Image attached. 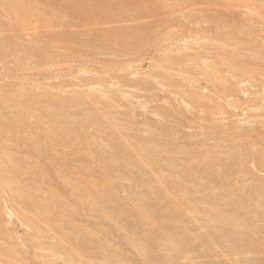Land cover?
I'll list each match as a JSON object with an SVG mask.
<instances>
[{"label": "rangeland", "instance_id": "374dc122", "mask_svg": "<svg viewBox=\"0 0 264 264\" xmlns=\"http://www.w3.org/2000/svg\"><path fill=\"white\" fill-rule=\"evenodd\" d=\"M2 1L0 264H264V0Z\"/></svg>", "mask_w": 264, "mask_h": 264}, {"label": "bare ground", "instance_id": "6f19581e", "mask_svg": "<svg viewBox=\"0 0 264 264\" xmlns=\"http://www.w3.org/2000/svg\"><path fill=\"white\" fill-rule=\"evenodd\" d=\"M1 1H2V0H1ZM4 1H5V0H4ZM7 1H9V0H7ZM10 1H11V0H10ZM13 1H14V4L17 3L16 5H18L19 1H17V0H13ZM31 1H32V0H31ZM44 1H45V0H44ZM2 2H3V1H2ZM5 2H6V1H5ZM11 2H12V1H11ZM21 2H23V0H22ZM69 2H70V1H69ZM35 3H36V2H35ZM44 3H45V2H44ZM4 4H5V3H4ZM12 4H13V3H10V7H9L10 9H9V10H11V12H13V15H14V12H15V8H14V7L17 8L18 6H15V5L12 6ZM31 4H32V3H31ZM45 4H46V3H45ZM51 4H52V3H51ZM22 5H23V4H22ZM36 5H37V4H36ZM4 6H5V5H4ZM8 6H9V4H8ZM20 6H21V5H20ZM47 6H49V5H47ZM53 6H54V7L56 6V2H55V3L53 2ZM57 6H58V5H57ZM75 6H76V4H75ZM78 6H80V4H79ZM27 7H28V6H27ZM35 7H36V6H35ZM38 7H39V6H38ZM42 7H43V6H42ZM54 7H53V8H54ZM47 8H48V7H47ZM50 8H52V7H50ZM55 8H56V7H55ZM1 9H3V8H1ZM34 9H35V8H34ZM59 9H61V8H59ZM77 9H78V7H77ZM19 10H20V9H19ZM19 10H18V11H19ZM31 10H32V9H31ZM57 10H58V7H57ZM61 10H63V9H61ZM16 11H17V9H16ZM22 11H23V10H22ZM24 11H27V9H24ZM54 11H55V10H54ZM2 12H3V11H2ZM4 12H6V11H4ZM9 12H10V11H9ZM28 12H29V10H28ZM35 12H36V11H35ZM38 12H39V11H38ZM67 12H68V11H67ZM23 13H24V12H23ZM25 13H26V12H25ZM29 13H33V11H32V12H29ZM5 14L7 15V13H5ZM11 14H12V13H11ZM18 14H19V13H18ZM41 14H42V13H41ZM24 15H25V14H23V16H24ZM26 15H27V14H26ZM26 15H25V16H26ZM33 15H34V14H33ZM44 15H45V14H44ZM44 15H42V16L45 17ZM61 15H64V16L66 17L65 14H61ZM8 16H9V15H8ZM18 16H20V15H18ZM21 16H22V15H21ZM55 16H56V14H55ZM68 16H69V15H68ZM14 17H16V16H14ZM28 17H30V16H28ZM49 18H50V17H49ZM60 18H64V17L62 16V17H60ZM14 19H15V18H14ZM51 19H53V17H52ZM20 20H21V19H20ZM20 20H19V21H20ZM42 20H43V23L46 24V23H45L46 20H44L43 18H41V21H42ZM61 21H62V19H61ZM51 24H52V22H51ZM56 24H57V23H56ZM131 35H132V34H131ZM19 95H20V94H19ZM18 98H19V97H18ZM25 98H26V97H25ZM35 98H37V97H35ZM15 99H16V98H15ZM28 99H29V98H28ZM22 101H23V100H22ZM92 104L94 105V103H92ZM29 106H30V105H29ZM47 108H48V107H47ZM50 108H52V107H50ZM51 113H52V112H51ZM51 113H50V114H51ZM88 119H89V118H88ZM0 122H1V121H0ZM79 122H80V121H79ZM84 122H85V121H84ZM1 123H2V122H1ZM5 123H6V122H5ZM54 124H55V123H54ZM57 124H58V123H57ZM7 125H8V124H7ZM2 126H3V125H2ZM81 126H82V125H81ZM6 128H7V127H6ZM11 128H12V127H11ZM2 129H3V127H1V130H2ZM4 129H5V128H4ZM1 130H0V131H1ZM5 130H6V129H5ZM7 130H8V129H7ZM7 130H6V132H7ZM9 130H10V129H9ZM2 131H3V130H2ZM3 133H4V132H3ZM7 133H9V132H7ZM10 134H11V133H10ZM115 137H117V136H115ZM119 137H120V136H119ZM8 138H9V137H8ZM8 138H6L5 141H7ZM0 139H1L2 143L5 142L3 138H0ZM9 140H10V138H9ZM122 140H123V139H122ZM3 141H4V142H3ZM152 141H153V140H152ZM153 142H154V141H153ZM155 144H156V142H155ZM158 144H159V143H158ZM7 145H8V144H7ZM153 145H154V144H153ZM124 146H125V145H124ZM157 146H158V145H157ZM120 147H121V146H120ZM152 147H153V146H152ZM152 147H150V148H152ZM155 147H156V146H155ZM35 148H36V147H35ZM148 148H149V147H148ZM148 148H147V149H148ZM153 148H154V147H153ZM2 149H3V148H2ZM0 150H1V149H0ZM32 150L34 151V149H32ZM4 151L6 152V150H4ZM145 151H146V150H145ZM34 152H35V151H34ZM149 154H150V153H149ZM149 154H148V155H149ZM151 154H152V153H151ZM151 154H150V155H151ZM145 155H146V154H145ZM6 156H7V155H6ZM138 158H140V157L138 156ZM79 161H80V160H79ZM84 162H85V161H84ZM32 163L34 164V162H32ZM32 163H31V164H32ZM82 163H83V162H82ZM16 164H17V163H16ZM43 164H44V163H43ZM43 164H42V165H43ZM78 164H79V163H78ZM84 164H86V163H84ZM0 165H1V164H0ZM4 165H5V164H4ZM4 165H2L1 167H3ZM11 165H12V164H11ZM29 165H30V164H29ZM39 165H40V164H39ZM45 165H46V164H45ZM157 165H158V164H157ZM15 166H16V165H15ZM21 166H23V165H21ZM31 166H32V165H31ZM83 166H84V165H83ZM86 166H87V165H86ZM202 166H204V165H202ZM23 167H25V165H24ZM23 167H22V169H23ZM80 167H82V166H80ZM157 167H158V166H157ZM189 167H190V166H189ZM193 167H195V168L197 169L198 166H197V167H196V166H193ZM9 168H10V170H8V171L11 172V173H9V172H8V173H9L10 175H11L12 173L14 174L13 170L11 171V168H13V167H9ZM19 168H20V167H19ZM37 168H38V167H37ZM52 168H53V167H52ZM84 168H85V166H84ZM87 168H88V167H87ZM159 168H160V166H159ZM201 168H202V167H201ZM207 168H208V166H207ZM207 168H206V167H204V169L202 168L203 173H204V170H208V169H210V168H208V169H207ZM212 168H213V167H212ZM224 168H225V167H223V169H224ZM0 169H1V168H0ZM20 169H21V168H20ZM30 169H31V168H30ZM161 169H162V168H161ZM14 170H15V169H14ZM18 170H19V169H18ZM24 170H25V169H24ZM26 170H27V169H26ZM26 170H25V171H26ZM38 170H39V168H38ZM40 170H42V169H40ZM85 170H86V169H85ZM202 170H201V171H202ZM213 170H214V169H212V172H213ZM0 171H1V170H0ZM19 171H20V170H19ZM27 171H29V168H28ZM44 171H46V170H44ZM44 171H43V172H44ZM47 171H48V170H47ZM191 171H192V170H191ZM194 171H195V170H194ZM194 171H193V173H194ZM196 171H197V170H196ZM2 172L4 173L5 170L3 171V169H2ZM20 172H21V171H20ZM171 172H172V171H170V173H171ZM173 172H175V171H173ZM16 173H17V172H16ZM157 173H158V171H157ZM175 173H176V172H175ZM4 174H7V173H4ZM21 174H22V172H21ZM39 174H42V173H39ZM15 175H16V174H15ZM17 175H18V173H17ZM161 175H162V174H161ZM170 175H171V174H170ZM220 175L222 176V174H220ZM12 176H14V175H11V178H12ZM41 176H42V175H41ZM174 176H175V175H174ZM203 176H204V175H203ZM215 176H219V175H216V174H215ZM14 177H15V176H14ZM23 177H24V176H23ZM9 178H10V176H9ZM11 178L9 179L10 181H11ZM16 178H17V177H16ZM25 178H27V177H25ZM28 178H29V177H28ZM31 178H32V177H31ZM33 178H35V177H33ZM36 178H37V177H36ZM53 178H54V177H53ZM154 178H155V177H154ZM157 178H158V177H157ZM163 178H164V177H163ZM171 178H172V177H171ZM204 178H205V177H204ZM207 178H209V177H207ZM213 178H214V177H213ZM3 179H4V178H3ZM14 179H15V178H14ZM5 180H6V182H7V179H5ZM205 180H206V179H205ZM3 181H4V180H3ZM22 181H23V180H22ZM39 181H40V180H39ZM48 181H50V180H48ZM159 181H160V180H159ZM163 181H164V180H163ZM165 181H166V180H165ZM167 181H169V180H167ZM4 182H5V181H4ZM13 182H14V181H13ZM13 182H12V183H13ZM28 182H30V181L28 180ZM114 182H115V181H114ZM195 182H196V181H195ZM9 183H10V182H9ZM12 183H11V184H12ZM16 183H17V182H16ZM18 183H19V182H18ZM20 183H21V182H20ZM31 183H32V182H31ZM166 183H167V182H166ZM166 183H165V184H166ZM192 183H193V182H192ZM196 183H197V182H196ZM5 184H6V186H7V183H5ZM32 184H33V183H32ZM34 184H35V183H34ZM159 184H160V183H159ZM30 185H31V184H30ZM162 185H163V184H162ZM162 185H161V186H162ZM200 185H201V184H200ZM10 186H11V185H9V187H10ZM13 186H14V185H13ZM21 186H23V184H21ZM32 186H33V185H32ZM159 186H160V185H159ZM159 186H158V187H159ZM14 187H15V186H14ZM18 187H19V186H18ZM28 187H29V186H28ZM28 187H27V188H28ZM36 187H37V186H36ZM113 187H114V186H113ZM198 187H200V186H198ZM10 188H13V187H10ZM27 188H26V189H27ZM111 188H112V186H111ZM114 188H115V187H114ZM13 189H16L14 195H15V194L17 195V188H13ZM13 189H12V190H13ZM24 189H25V188H24ZM148 189H149V188H148ZM162 189H163V186H162ZM30 190H31V189H29L28 191H30ZM46 190L48 191V189H46ZM252 190H253V188H252ZM18 191H19V193H22V191L24 192L25 190H23V189L21 190V188L19 187ZM34 191H36V190H34ZM43 191H44V190H43ZM148 191H149V190H148ZM165 191H166V190H165ZM37 192H38V190H37ZM41 192H42V191H41ZM44 192H45V191H44ZM19 193H18V194H19ZM31 193H32V192H31ZM35 193H36V192H35ZM54 193H55V192H54ZM59 193H60V192H59ZM146 193H147V192H146ZM263 193H264V192H263ZM41 194L45 195L44 193H41ZM21 195H22V194H20V196H21ZM29 195H30V194H29ZM29 195L27 194L26 197H28ZM33 195H34V194H33ZM59 195H60V194H59ZM20 196H19V197H20ZM31 196H32V194H31ZM45 196H46V195H45ZM60 196H61V195H60ZM252 196H253V195H252ZM17 197H18V195H17ZM17 197H16V198H17ZM53 197H54V196H53ZM58 197H59V196H58ZM147 197H148V196H147ZM29 198H30L31 200H34V198H36V197L33 198V197H30V196H29ZM41 198H42V197H41ZM41 198H40V196H39L38 199L40 200ZM51 198H52V197H51ZM78 198H79V197H78ZM155 198H156V197H155ZM17 199H18V198H17ZM59 199H60V198H59ZM148 199H149V198H148ZM159 199H160V198H159ZM250 199H252V198H250ZM144 200H146V199H144ZM255 200H256V199H255ZM255 200H254V201H255ZM48 201H49V200H48ZM48 201H47V202H48ZM55 201H57V200H55ZM99 201H100V200H99ZM101 201H102V200H101ZM151 201H152V200H151ZM156 201H157V200H156ZM32 202H33V201H32ZM260 202H262V200H261V201L259 200V203H260ZM30 203H31V202H30ZM48 203H49V202H48ZM52 203H54V202H52ZM52 203H51V204H52ZM79 203H80V202H79ZM102 203H103V202H102ZM145 203H146V202H145ZM177 203H178V202H177ZM27 204H28V203H27ZM42 204H43V203H42ZM99 204H100V203H99ZM152 204H153V203H152ZM39 205H40V204H39ZM48 205H49V204H48ZM55 205H56V204H54V206H55ZM80 205H81V204H80ZM82 205H83V204H82ZM82 205H81V207H82ZM97 205H98V203H97ZM135 205H137V203H136ZM145 205H146V204H145ZM174 205L177 206V204H174ZM180 205H181V203H180ZM54 206H52V207H54ZM137 206L139 207L140 205H137ZM181 206H182V205H181ZM29 207H31V206H29ZM34 207H35V206H34ZM42 207H44V208H43L44 210L47 209V208L45 207V205H42ZM47 207H48V206H47ZM152 207H153V206H152ZM172 207H174V206L172 205ZM178 207H179V205H178ZM38 208H39V207H38ZM55 208H57V207H55ZM149 208H150V207H149ZM169 208H171V207H169ZM73 209H74V208H73ZM81 209H82V208H81ZM81 209H80V210H81ZM97 209H98V208H97ZM104 209H105V208H104ZM151 209H152V208H151ZM171 209H172V208H171ZM173 209H174V208H173ZM40 210L42 211V209H40ZM74 210H75V209H74ZM100 210L104 212V214H103V216H104V215H105V211H104L103 209H100ZM175 210H177V208H176ZM98 211H99V210H98ZM173 211H174V210H173ZM46 212H48V211L46 210ZM49 212H50V214H51V211H49ZM49 212H48V213H49ZM57 212H58V211H57ZM72 212H73V211H72ZM82 212H83V211H82ZM106 212H107V211H106ZM144 212H145V211H144ZM146 212H147V210H146ZM148 212H150V211H148ZM148 212H147V213H148ZM151 212H153V211L151 210ZM154 212H155V211H154ZM35 213L38 214L37 211H36ZM74 213H75V212H74ZM99 213H100V211H99ZM101 213H102V212H101ZM107 213H108V212H107ZM50 214H49V215H50ZM116 214H117V213H116ZM153 214H154V213H153ZM157 214H159V213L156 212V215H157ZM34 215H35V214H34ZM77 215H78V214H77ZM149 215H150V213H149ZM159 215H160V214H159ZM51 216H53V215H51ZM60 216H61V215H60ZM84 216H85V215H84ZM101 216H102V215H101ZM105 216H107V214H106ZM116 216H117V215H116ZM118 216H119V215H118ZM146 216H147V215H146ZM151 216H152V214H151ZM228 216L230 217V215H228ZM34 217H35V216H34ZM47 217H49V216H47ZM55 217H58V216H55ZM55 217H53V218H55ZM66 217H67V216H66ZM86 217H87V216H86ZM111 217H112V216H111ZM147 217H148V216H147ZM147 217H146V218H147ZM154 217H155V215H154ZM154 217H153V218H154ZM35 218H36V217H35ZM62 218H63V217H62ZM91 218H93V217H91ZM104 218H105V217H104ZM109 218H110V217H109ZM155 218H156V217H155ZM28 219H29V218H28ZM28 219H27V220H28ZM73 219H74V218H73ZM93 219H94V220H97V219H95V218H93ZM117 219H119V217H117ZM148 219H150V218H148ZM158 219H159V218H158ZM225 219H226V218H225ZM34 220H35V219H34ZM36 220H37V219H36ZM48 220H49V219H48ZM151 220H153V219H151ZM162 220H163V219H162ZM162 220H160V221L162 222ZM38 221H39V220H38ZM43 221H45V220H43ZM225 221H226V220H225ZM28 222H29V220H28ZM28 222H27V223H28ZM53 222H57V221H53ZM53 222H51V223H53ZM49 223H50V222H49ZM58 223H60V222H58ZM116 223H118V222H116ZM33 224H34V222H33ZM75 224H76V222H75ZM55 225H56V224H55ZM120 225H121V224H120ZM120 225H119V226H120ZM157 225H158V224H157ZM37 226H38V225H37ZM37 226H35V227H37ZM59 226H60V225H59ZM76 226H77V225H76ZM99 226H101V225H99ZM117 226H118V225H117ZM158 226H159V225H158ZM102 227H105V226H102ZM133 227H134V225H133ZM33 228H34V227H33ZM39 228H40V227H39ZM86 228H87V227H86ZM126 228H128V227H126ZM134 228H135V227H134ZM161 228H162V227H161ZM78 229H79V228H78ZM94 229H96V228H94ZM104 229H105V228H104ZM153 229H154V228H153ZM166 229H167V228H166ZM82 230H83V227H82ZM84 230H86V229L84 228ZM87 230H88V229H87ZM96 230H97V229H96ZM106 230H107V229H106ZM122 230H125V229L123 228ZM129 230H130V229H129ZM37 231H39V230H37ZM77 231H79V230H77ZM92 231H93V230H92ZM92 231L90 230V233H91L92 236H93V232H94V231H93V232H92ZM107 231H108V230H107ZM116 231H117V230H116ZM155 231H156V230H155ZM164 231H165V230H164ZM167 231H168V229H167ZM221 231H222V230H221ZM86 232H87V231H86ZM98 232H99V231H97V233H98ZM130 232H131V231H129L128 234H127L126 232H125V233H126L127 235H129ZM160 232H163V231H160ZM210 232H211V230H210ZM81 233H82V231H81ZM83 234H84V233H83ZM110 234H111V233H110ZM171 234H172V233H171ZM210 234H211V233H210ZM212 234H213V233H212ZM212 234H211V235H212ZM217 234H218V233H217ZM33 235L35 236V233H34ZM36 235H37V234H36ZM40 235H41V234H40ZM68 235H69V234H68ZM105 235H108V233H107V234L105 233ZM162 235H163V234H162ZM245 235H246V234H245ZM88 236H89V235H88ZM109 236H110V235H109ZM159 236H160V235H159ZM159 236H158V237H159ZM36 237H37V236H36ZM112 237H113V236H112ZM170 237H171V236H170ZM209 237H210V236H209ZM218 237H219V236H218ZM246 237H247V236H246ZM104 238H106V237H104ZM223 238H224V237H223ZM229 238H230V237H229ZM244 238H245V237H244ZM35 239H36V238H35ZM37 239H38V237H37ZM40 239H41V238H40ZM85 239H86V237H85ZM87 239H88V238H87ZM95 239H96V238H95ZM122 239H125V238H122ZM209 239H211V237H210ZM221 239H222V238H221ZM230 239H231V238H230ZM232 239H233V237H232ZM253 239H254V238H253ZM66 240H67V239H66ZM97 240H98V238H97ZM97 240H96V241H97ZM106 240H108V239H106ZM163 240H164V239H163ZM215 240H216V239H215ZM233 240H234V239H233ZM240 240H241V239H240ZM251 240H252V239H251ZM37 241H39V240H37ZM63 241H64V240H63ZM123 241H124V240H123ZM125 241H128V240H125ZM141 241H142V240H141ZM151 241H152V240H151ZM172 241L174 242V240H172ZM243 241H244V240H243ZM246 241H247V240H246ZM248 241H249V240H248ZM222 242H223V240H222ZM112 243H113V242H112ZM162 243H163V242H162ZM166 243H168V242H166ZM212 243H213V242H212ZM60 244H61V243H60ZM77 244H78V243H77ZM142 244H143V243H142ZM159 244H161V243H159ZM163 244H164V243H163ZM163 244H161V245H163ZM244 244H245V243H244ZM251 244H252V242H250V245H251ZM128 245H129V244H128ZM166 245H167V244H165L164 246H166ZM171 245H172V244H171ZM213 245H215V244H213ZM221 245H222V244H221ZM242 245H243V243H242ZM60 246H63V245H60ZM64 246H66V245H64ZM101 246H102V245H101ZM101 246H100V247H101ZM114 246H116V245H114ZM143 246H144V245H143ZM224 246H225V244H224ZM229 246H230V245H229ZM234 246H236V245H234ZM78 247H79V245H78ZM103 247H105V246H103ZM107 247H108V246H107ZM112 247H113V246H112ZM119 247H120V246H119ZM119 247H118V248H119ZM122 247H123V246H122ZM254 247H255V246H254ZM64 248H65V247H64ZM73 248H74V247H73ZM105 248H106V247H105ZM118 248H117V249H118ZM176 248H178V247H176ZM249 248H250V247H249ZM66 249H67V248H66ZM68 249H69V248H68ZM75 249H76V248H75ZM113 249H114V248H113ZM113 249H112V250H113ZM120 249H121V248H119V250H120ZM115 250H116V249H114L113 251H115ZM249 250H250V249H249ZM249 250H248V251H249ZM102 251H103V250H102ZM125 251H126V250H125ZM177 252H178V251H177ZM112 253H113V252H112ZM104 254H105V253H104ZM108 255H109V254H108ZM114 255L117 256V254H113V256H114ZM177 255H178V254H177ZM109 256H111V254H110ZM109 256H108V257H109ZM113 256H112V257H113ZM108 257H107V258H108ZM117 257H118V256H117ZM103 258H104V256H103ZM123 259H124V258H123ZM248 259H249V258H248ZM246 260H247V259H246ZM246 260H245V261H246ZM120 262H121V261H120ZM250 262H251V261H250ZM255 263H257V262H255ZM245 264H246V263H245ZM251 264H253V263H251Z\"/></svg>", "mask_w": 264, "mask_h": 264}]
</instances>
